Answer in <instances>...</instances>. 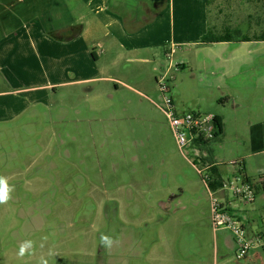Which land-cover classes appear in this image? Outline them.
I'll list each match as a JSON object with an SVG mask.
<instances>
[{"label":"rangeland","instance_id":"1","mask_svg":"<svg viewBox=\"0 0 264 264\" xmlns=\"http://www.w3.org/2000/svg\"><path fill=\"white\" fill-rule=\"evenodd\" d=\"M212 1L210 19L218 28L232 24L249 32L253 23L250 33L261 31L255 20L264 19V0ZM233 45L218 57L219 46L210 44L176 52L166 48L156 72L155 64L139 67L123 60L113 73L131 87L106 80L92 92L85 84L63 85L27 113H21L18 100L64 76L29 80L26 73L13 85L10 77L26 62L16 64L11 57L4 68L14 71L0 70V264H199L212 259L214 231L199 173L203 168L180 150L156 107L162 93L154 76L167 75L180 112L224 119L225 134L214 145L219 159L245 155L251 129L264 130V45ZM231 47L263 51L246 66L244 52L225 64ZM185 57L190 62L179 66ZM27 62L29 68L38 66L36 59ZM224 67L237 78L223 76ZM221 81L237 99L223 94Z\"/></svg>","mask_w":264,"mask_h":264},{"label":"crops","instance_id":"2","mask_svg":"<svg viewBox=\"0 0 264 264\" xmlns=\"http://www.w3.org/2000/svg\"><path fill=\"white\" fill-rule=\"evenodd\" d=\"M209 3L208 0H0V70L11 74L14 70L7 71L4 65L12 64L9 59L15 56L16 64L25 61L26 65L21 64L19 72L10 77L13 85L18 84L26 73L27 79L36 75L37 78L42 75L44 80L51 79L58 73L64 76L59 81L40 86L44 88L41 92H32V95L18 100L21 113L33 110L38 106L36 104L50 96V91L56 92L63 85L85 84L92 92L100 80H106L131 87L113 70L123 60L139 67L158 65L161 51L166 48L176 52L178 49L186 51V48L199 47L201 38L210 27L213 1L209 0ZM77 26H81L79 35H76ZM51 33L58 34L62 40H56ZM240 43L264 45V41ZM233 44L223 42L210 45L219 46L216 49L220 51H214L216 56ZM251 50L246 52L239 47H231L228 52L231 58L223 61L228 64L233 54L244 52L241 55L249 60H246V66L254 62L256 53L263 51ZM22 57L27 59H19ZM28 59H36L39 67L29 68ZM187 62L190 60L185 57L179 66H186ZM157 65L152 72L157 71ZM33 69L39 71L38 74ZM224 69L223 76L237 78L230 67ZM106 71L108 74L104 73ZM154 80L157 81L158 77L154 76ZM218 85L219 89L224 90L223 94L230 95L229 99H237L236 94H228L230 88L227 84L221 81ZM144 97L152 101L149 96ZM238 103L234 101L235 106H239ZM215 116L220 119L222 135L211 141L204 152L209 157L211 150L215 164L220 165L223 179L243 171L251 181L256 196L250 204L232 198L229 192H219L218 196L228 210L243 220L248 238L254 246L245 260L238 261L229 231L213 230V258H203L199 264H264V189L261 186L264 182V130L258 134L251 129L250 147L245 155L224 161L214 154V145L220 143L225 134V122L221 116ZM224 162L229 165L239 162V165L227 169L221 164ZM231 172L235 173L231 175ZM205 185L208 188L207 183Z\"/></svg>","mask_w":264,"mask_h":264},{"label":"built area","instance_id":"3","mask_svg":"<svg viewBox=\"0 0 264 264\" xmlns=\"http://www.w3.org/2000/svg\"><path fill=\"white\" fill-rule=\"evenodd\" d=\"M162 93V104H155L165 115L173 131L175 140L181 151L186 150V156L193 155L192 163L195 167L201 166L204 182L207 183L208 171L214 165L204 160L207 155L204 152L206 146L216 138V116L209 114H196L194 112H180L170 95L167 75L157 80ZM236 165H239L237 163ZM208 187V186H207ZM211 201V223L215 232L226 230L233 235L235 257L243 261L249 255L254 243L247 235V229L242 219L233 214L219 199V192H229L232 198L246 204L254 201L256 193L251 182L245 180L238 172L224 180L223 186L213 192L209 190Z\"/></svg>","mask_w":264,"mask_h":264},{"label":"trees","instance_id":"4","mask_svg":"<svg viewBox=\"0 0 264 264\" xmlns=\"http://www.w3.org/2000/svg\"><path fill=\"white\" fill-rule=\"evenodd\" d=\"M242 1L249 2L251 0H242ZM209 4L210 3L208 0V5ZM259 20L257 18L255 22L257 27L258 26L262 27L261 31H253L252 33H250L253 23H250L249 25L250 31L248 32L245 29H243L241 26L239 25L232 26V24H224L221 28H218L217 25L212 24V21L210 19V27L208 29V32L201 38L200 44L208 45V44H217V43L234 42V41H238V42L264 41V19L263 20L259 19ZM80 33H81V26H77L76 35H79ZM50 35L56 40L61 39V37L58 34L51 33ZM94 59L96 60L95 56ZM215 124L217 128V132H216V138H217L222 135V128L219 117H216ZM204 160L214 165L208 171L207 189L215 192L223 186V182H224L222 173L220 172V168H219L220 165L215 164L211 150L209 151V157L205 158ZM237 163L239 162H232L230 163V165L235 166ZM240 173L244 176L245 180L251 182L243 171ZM261 186L264 189V182L261 184Z\"/></svg>","mask_w":264,"mask_h":264},{"label":"flooded vegetation","instance_id":"5","mask_svg":"<svg viewBox=\"0 0 264 264\" xmlns=\"http://www.w3.org/2000/svg\"><path fill=\"white\" fill-rule=\"evenodd\" d=\"M1 201H3V195H2V192H0V202H1ZM172 201H173V200H172ZM160 204H161L162 208H166L165 203L161 202ZM169 206H170V205H169Z\"/></svg>","mask_w":264,"mask_h":264}]
</instances>
